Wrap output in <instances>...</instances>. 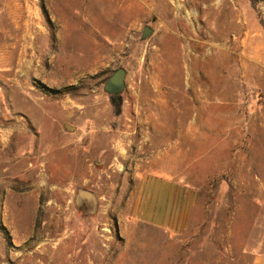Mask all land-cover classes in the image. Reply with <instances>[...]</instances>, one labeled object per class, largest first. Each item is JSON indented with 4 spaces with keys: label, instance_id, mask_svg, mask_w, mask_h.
<instances>
[{
    "label": "rangeland",
    "instance_id": "obj_1",
    "mask_svg": "<svg viewBox=\"0 0 264 264\" xmlns=\"http://www.w3.org/2000/svg\"><path fill=\"white\" fill-rule=\"evenodd\" d=\"M28 44L53 71L31 80L38 98L73 111L16 131L0 120V264H250L264 251V0H0V96ZM119 68L115 114L103 85ZM189 133L188 228L145 233L125 216L132 176ZM78 189L94 213L76 210Z\"/></svg>",
    "mask_w": 264,
    "mask_h": 264
},
{
    "label": "crops",
    "instance_id": "obj_2",
    "mask_svg": "<svg viewBox=\"0 0 264 264\" xmlns=\"http://www.w3.org/2000/svg\"><path fill=\"white\" fill-rule=\"evenodd\" d=\"M40 23V18L24 21L23 25L26 28L30 27L23 35H37L35 27ZM13 26H16L15 21ZM28 46L20 49L16 67L1 74V76H7L10 83L7 88V97L0 96V120L9 121L6 129L8 131H16V122L20 119L35 124L32 120L33 114L37 116L39 114L42 119L50 120V123L55 126L63 119L64 108H67L66 112L73 111L71 104H65V99L38 98V90L32 85L31 80L39 77L51 83L49 77L53 71L47 69L48 66L44 60L40 59L35 51L33 52L31 45L28 44ZM42 69H45L44 73ZM21 89L23 95H21ZM30 105H33L36 110H31ZM184 137L187 138V144L182 145L179 139L174 138L168 141L163 149L143 157L141 159L143 163L138 165L142 171L137 170L135 176H132L135 184L124 202L131 211L125 216L129 215L132 221L146 227L145 233L151 231V233L164 232L172 235L182 233L188 228L191 214L187 210L193 200H191V193L185 191L188 187L179 181L177 174L183 170L177 168V165L186 164V158L190 157V153L187 154L186 151H190V142L195 140L197 135L189 133L184 134ZM6 145L9 150L12 148L9 142ZM6 145L4 144V148ZM182 156L184 160H181ZM253 253L250 264H264V251L254 250Z\"/></svg>",
    "mask_w": 264,
    "mask_h": 264
},
{
    "label": "water",
    "instance_id": "obj_3",
    "mask_svg": "<svg viewBox=\"0 0 264 264\" xmlns=\"http://www.w3.org/2000/svg\"><path fill=\"white\" fill-rule=\"evenodd\" d=\"M153 30L148 26H145L142 31L141 38L145 39L152 34ZM126 72L124 69L119 68L115 70L105 81L103 85V91L108 95H121L124 90V80ZM74 200L78 202L79 200H88L92 203L93 207L96 205V198L93 192L85 189H78Z\"/></svg>",
    "mask_w": 264,
    "mask_h": 264
},
{
    "label": "flooded vegetation",
    "instance_id": "obj_4",
    "mask_svg": "<svg viewBox=\"0 0 264 264\" xmlns=\"http://www.w3.org/2000/svg\"><path fill=\"white\" fill-rule=\"evenodd\" d=\"M73 203L75 204L76 210H79V211L83 210L87 214L94 213V211L96 210V207H97V200H96L95 207H93L92 203L89 202L88 200H79L78 202H76L74 200Z\"/></svg>",
    "mask_w": 264,
    "mask_h": 264
},
{
    "label": "trees",
    "instance_id": "obj_5",
    "mask_svg": "<svg viewBox=\"0 0 264 264\" xmlns=\"http://www.w3.org/2000/svg\"><path fill=\"white\" fill-rule=\"evenodd\" d=\"M253 7L255 6V2L252 3ZM110 102L113 106L114 113L119 114L121 112L122 99L120 95H110Z\"/></svg>",
    "mask_w": 264,
    "mask_h": 264
},
{
    "label": "bare ground",
    "instance_id": "obj_6",
    "mask_svg": "<svg viewBox=\"0 0 264 264\" xmlns=\"http://www.w3.org/2000/svg\"><path fill=\"white\" fill-rule=\"evenodd\" d=\"M23 204H25V203H23ZM23 207H26V206H23ZM25 211V210H24Z\"/></svg>",
    "mask_w": 264,
    "mask_h": 264
}]
</instances>
